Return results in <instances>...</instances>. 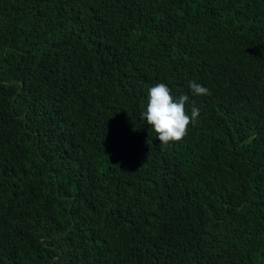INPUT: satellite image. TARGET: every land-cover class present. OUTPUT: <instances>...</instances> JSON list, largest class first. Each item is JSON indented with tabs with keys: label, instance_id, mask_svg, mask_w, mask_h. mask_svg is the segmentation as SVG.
<instances>
[{
	"label": "trees",
	"instance_id": "trees-1",
	"mask_svg": "<svg viewBox=\"0 0 264 264\" xmlns=\"http://www.w3.org/2000/svg\"><path fill=\"white\" fill-rule=\"evenodd\" d=\"M0 264H264V0H0Z\"/></svg>",
	"mask_w": 264,
	"mask_h": 264
},
{
	"label": "clouds",
	"instance_id": "clouds-1",
	"mask_svg": "<svg viewBox=\"0 0 264 264\" xmlns=\"http://www.w3.org/2000/svg\"><path fill=\"white\" fill-rule=\"evenodd\" d=\"M189 88L194 96L210 94L207 88L195 81L189 83ZM188 100L187 94L174 98L164 83L149 88L147 107L141 118L155 132L160 145L167 146L180 142L187 135L188 126L199 116L200 110L195 107L192 108L190 115L186 112L185 105Z\"/></svg>",
	"mask_w": 264,
	"mask_h": 264
}]
</instances>
